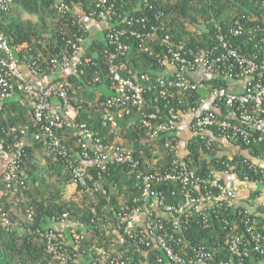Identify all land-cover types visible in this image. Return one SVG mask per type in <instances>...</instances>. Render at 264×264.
Segmentation results:
<instances>
[{"label": "built area", "instance_id": "obj_1", "mask_svg": "<svg viewBox=\"0 0 264 264\" xmlns=\"http://www.w3.org/2000/svg\"><path fill=\"white\" fill-rule=\"evenodd\" d=\"M12 5L13 0H0V13L9 12ZM260 5L264 8V0H260ZM56 8L64 16L71 11L78 15L73 24L79 32L67 41L66 52L55 53L43 61L40 57L29 60L21 53L23 46L12 45L0 28V113L7 103H13L23 95L32 119V123L24 128L3 129L8 138H14L10 144L0 136L1 211V200L16 195L23 188L19 173L25 146L32 139L42 144L48 157L63 159L75 183L87 192L106 194L101 179L113 165L127 166L132 173L137 172L141 203L123 206L118 214L117 231L122 234V242L128 238L146 256L149 251L155 253L156 250L159 254L155 264H245L251 253L264 255V231L258 229L257 220L252 218L254 207L244 204L242 200L246 198H239L242 190H250L251 184L264 183V150L263 158L253 159L250 165L262 179L251 181L245 175L242 180L236 165H227L222 171L210 170L203 176L181 157L176 137L183 116L188 114L192 136L199 138L206 148L219 149L220 156L225 150L223 140L238 154L243 153L241 146L264 147V25L249 23L251 20L243 16L226 29L217 26L214 41L206 48L173 41L169 34L161 32L160 26L151 24L145 17L123 18L120 29L109 26L107 41L110 48L105 50V58L114 93L100 103L104 109L103 124L116 131L117 119L130 117L133 124L139 121L148 141L172 136L165 141L164 147L171 150L174 157L170 167L163 169L149 161L143 150L136 151L117 140L105 143L100 132L78 120L82 107L72 102L68 77L83 74L81 67L94 65L96 59L85 53L92 27L87 20L111 24L118 15L114 2L98 0L95 9L89 13L78 7L72 9L62 2ZM163 15L160 13L156 19ZM132 38L139 41L141 51L150 55L160 49L161 53L155 57L163 67L162 72L137 74L131 69L127 54ZM238 38H244L252 45L251 54L236 46L235 39ZM18 54H22L21 58ZM91 81L100 82L99 75ZM183 96L193 100V105L185 110L181 109L187 104L181 100ZM177 99L178 107L174 103ZM208 101L211 105L205 107ZM66 130L75 131L82 150L79 161L72 158L63 142L61 132ZM94 167L97 176L89 172ZM219 175L232 177L230 185ZM170 181L180 184L182 202H167L160 188ZM221 210L230 213L232 210L238 220L233 229L236 233L226 241L228 258H221L215 248L205 243L193 245L182 238L193 216L197 214L208 226L206 213L218 217L216 213ZM27 213L28 221L32 223V210ZM1 217L7 227L12 226L7 213H2ZM63 223L66 225L67 222ZM225 224L228 226L229 221ZM66 227L71 234L69 241L63 230L34 231L59 264H69L72 257L68 246L78 251L84 239L77 230L78 222L67 223ZM252 244L254 247L250 249ZM103 258L104 264L106 261L108 264H136L120 255L111 257L104 253Z\"/></svg>", "mask_w": 264, "mask_h": 264}, {"label": "trees", "instance_id": "obj_2", "mask_svg": "<svg viewBox=\"0 0 264 264\" xmlns=\"http://www.w3.org/2000/svg\"><path fill=\"white\" fill-rule=\"evenodd\" d=\"M111 1L116 6L117 17L111 24L103 25L101 35L90 34V41L85 46L87 57L96 56L95 64L81 67L84 69L83 74H73L68 77L71 84L72 102L82 107L78 120L100 132L105 143L113 142L117 136L116 131H112L110 125L104 126V109L100 105L114 93L105 58V50L110 48L107 41L110 25L112 28L120 29L123 27L121 24L123 18L145 17L151 24L160 26L161 32L169 34L173 41L200 48H206L214 41V31L217 30V26L226 29L233 25L236 19H241L243 16L251 20L249 23L264 25V8H261L260 0ZM61 2L72 9L78 7L85 13H89L95 9L98 0H13L10 11L0 13V28L7 34L12 45L23 46L21 53L26 54L29 60L40 57L43 61L55 53L66 52L68 50L67 41L72 38L73 34L79 32L78 27L73 24L78 15L73 11L68 12L65 16L60 14L56 7ZM14 7L37 16L39 21L33 23L31 20L23 21L12 17ZM160 13L164 15L157 20L156 17ZM200 21L204 22L208 32L194 35L187 31L186 22L198 26ZM235 44L245 53L253 52L252 45L244 38L235 39ZM158 53H161L160 49H157L153 55L141 51L139 41L132 38L127 54L129 65L137 74L162 72L163 67L155 57ZM22 54H18V57L21 58ZM96 75H99L100 78L98 83L91 81ZM151 95L154 96V93ZM198 95L200 96V93ZM19 98L13 103H7L0 113V136L6 138L8 144L13 142L14 138H8L3 129L12 126L24 128L27 124L32 123L30 107L26 103L25 97L21 95ZM181 100L187 101V104L181 107L183 110L193 105L191 98L183 96ZM174 103L178 107V99ZM156 108L163 110L161 106H156ZM130 120V117L117 119L118 128L123 135L121 144H127L136 151L143 150L146 158L155 163L157 167L163 169L170 167L174 156L171 150L165 149L164 143L167 139H172V136L164 135L158 140L148 141L145 130L141 128L139 121L136 120V124L133 126L129 123ZM61 136L72 158L79 161L78 156L82 150L77 144L75 131L66 130L61 132ZM176 137L180 141L179 136L176 135ZM241 149L243 153L247 152V155L236 153L231 157L220 156L219 149L206 148L199 138L192 136L187 139L185 148L181 150V153L184 152L181 157L186 163H191L189 165L192 169L203 176L208 175L210 170L222 171L227 168V165H236V171L242 180L245 175L251 181L262 179V175L255 173L250 165L253 164V159L263 158L264 147L241 146ZM42 151L48 160L46 168L40 166L37 157L38 153ZM95 171V167L89 169L90 173H95L94 175L97 176ZM19 176L23 182V188L16 195H10L1 200L3 210L0 209V264H59L52 254L47 252L44 240L34 231L36 229H41V231L60 230L57 228L58 226L63 225V222L70 223L71 221L78 222L77 230L84 239L81 241L78 251H74L71 245L68 246L72 257L69 264H104V253L111 257L120 255L136 264L156 263V256L159 254L156 250L155 253L154 250L149 251L146 256L142 251H138L128 238L122 242L118 237L119 240L115 241L116 237L106 228V226L112 225L117 230L118 214L122 212L124 205L132 207L141 203L137 172L132 173L127 166L113 165L103 173L101 179L106 194L96 191L87 192L75 183L63 159L56 156L48 157L42 144L29 139L25 146V155ZM51 179L55 180L51 181ZM71 184H76L77 191L83 194V205L63 199L65 186ZM160 189L166 195L168 203L182 202L183 194L180 184L170 181L164 183ZM90 195L93 199L89 197ZM255 196L257 195H250L249 199H254ZM244 204L249 207L252 205L250 202ZM230 206L232 207L233 204ZM29 209L32 210V223L27 218ZM16 211H22L24 217L20 219ZM2 213H7L13 223L11 227H7L3 223ZM216 214L218 217L206 213L208 226L203 224V219L197 214L193 216L189 227L182 233V238L193 245L205 243L215 248L221 258H228L229 254L225 251L226 241L233 233H236L233 229L237 227L235 226L238 222L237 214L232 210L231 213L221 210ZM64 215H67L66 219H64ZM252 218L257 220L258 229L264 231V205L259 206L253 212ZM17 219H20V228L15 223ZM227 220L229 221L228 226L225 224ZM62 230L66 240L69 241L71 239L69 229L66 227L65 230ZM253 247L252 244L249 248L253 249ZM143 250L145 249L143 248ZM245 264H264V255L251 253L245 259Z\"/></svg>", "mask_w": 264, "mask_h": 264}, {"label": "rangeland", "instance_id": "obj_3", "mask_svg": "<svg viewBox=\"0 0 264 264\" xmlns=\"http://www.w3.org/2000/svg\"><path fill=\"white\" fill-rule=\"evenodd\" d=\"M13 12L14 13H12V17H14L16 19H21L23 21L31 20L33 23H37L39 21V18L37 16L30 15V14L24 12L22 9H20L18 7H14V11ZM185 26H186L187 31H189L191 34H194V35H201L203 32L206 33V31H207L206 25L204 24L203 21H200V23L198 24V26H195V25H193L191 23H187L186 22V25ZM129 123L131 125H133V126L135 125V124H133V120L132 119L130 120ZM119 129L120 128H117L115 133L117 135L116 136V140L119 143H121V139H122L123 135L121 134V132H120ZM123 145L124 146H128L127 144H123ZM37 157H38L40 166L42 168H46L47 165H48V160H47L46 156L44 155L43 151L40 152V153H38V156ZM54 180L55 179H51V181H54ZM262 185L264 186V183ZM249 191L251 192V195L254 194V195H257V196H255L254 199L253 198L252 199L251 198L250 199L248 198V199L242 200V201H244V203H247V202L249 203L250 202L252 204V205H250V208L257 207L255 201H256L257 198H260L261 191L259 193H256V190L254 191V187L251 188ZM89 197L91 199H93V197L91 195ZM63 199L65 201H75V202H77L79 204H82V202L84 201L83 194L81 192L77 191V185L76 184H71V185L65 186ZM122 204H124V202H122ZM16 213L19 215V218L20 219L24 217V214L22 213V211H16ZM20 219L15 220V223H16V225H18L19 228L21 227ZM71 222L73 223L74 221H71ZM106 228H107V231L108 232H111L116 237V240L115 241L119 240V238L121 239L120 233L116 229H114L112 225H108V226H106Z\"/></svg>", "mask_w": 264, "mask_h": 264}, {"label": "crops", "instance_id": "obj_4", "mask_svg": "<svg viewBox=\"0 0 264 264\" xmlns=\"http://www.w3.org/2000/svg\"><path fill=\"white\" fill-rule=\"evenodd\" d=\"M87 23H91V34H95V35H98L100 32L102 33L103 31V23H100V22H91V21H88L87 20ZM24 72L27 73L26 69H24ZM28 77L31 79V76L30 74H28ZM211 105V101L207 102L205 107H209ZM191 119V116L186 114L183 116L181 122H180V125H179V129H178V132H177V135L179 136L180 138V141H179V149H180V153H181V150L185 148V144L187 142V139H190L192 138V134L190 133L189 131V121ZM222 145H224V152L221 154V155H228V156H233L235 153H236V149H234L228 142L226 141H222ZM182 155H184V152L182 151L181 153ZM245 155H247V152L243 153ZM256 162V161H255ZM219 177L226 183V184H229L232 182V177L230 178L229 175H219ZM234 179V177H233ZM254 187V191L256 190V193H259L261 191V195H260V198H257L255 203H256V206L257 207H254L253 210L255 211L259 206L261 205H264V186L262 184H251L250 188H253ZM256 187V188H255ZM251 195V192L248 190V191H244L242 190L241 193L239 194V198L240 199H248ZM259 197V196H258ZM241 204H243V202H241ZM260 214V213H259ZM261 215V214H260ZM58 229L62 230V229H66V226L63 224V225H60L59 227H57ZM146 263V262H145Z\"/></svg>", "mask_w": 264, "mask_h": 264}, {"label": "water", "instance_id": "obj_5", "mask_svg": "<svg viewBox=\"0 0 264 264\" xmlns=\"http://www.w3.org/2000/svg\"><path fill=\"white\" fill-rule=\"evenodd\" d=\"M209 157V156H208Z\"/></svg>", "mask_w": 264, "mask_h": 264}]
</instances>
